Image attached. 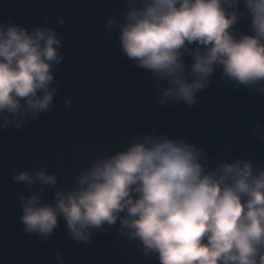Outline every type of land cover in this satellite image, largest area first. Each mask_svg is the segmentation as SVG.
<instances>
[{
    "label": "clouds",
    "instance_id": "1",
    "mask_svg": "<svg viewBox=\"0 0 264 264\" xmlns=\"http://www.w3.org/2000/svg\"><path fill=\"white\" fill-rule=\"evenodd\" d=\"M120 44L129 58L167 87V98L195 103L219 67L237 84L264 92V0H243L251 33L234 34L240 0H129ZM63 23V21H61ZM108 21V26L113 25ZM54 30L32 31L0 23V115L19 128L30 113L48 109L53 63L62 59ZM195 44L196 47L190 48ZM191 54L185 63L183 54ZM21 119L10 120L9 115ZM199 151L183 141L145 137L126 150L97 159L77 177V187L57 190L41 169L14 177L38 183L39 194L21 197L25 230L47 238L66 222L71 235L86 241L92 228L115 224L139 238L160 264H264V169L249 161L223 162L205 170ZM121 213L124 216L121 217Z\"/></svg>",
    "mask_w": 264,
    "mask_h": 264
},
{
    "label": "water",
    "instance_id": "2",
    "mask_svg": "<svg viewBox=\"0 0 264 264\" xmlns=\"http://www.w3.org/2000/svg\"><path fill=\"white\" fill-rule=\"evenodd\" d=\"M130 7L129 0H0V23L54 30L62 57L51 68L47 110L26 114L19 128L5 126L0 115V264H160L158 254L145 253L141 240L121 228L120 218L92 228L86 241L73 237L62 218L46 239L27 232L21 197L39 194L40 185L16 181L22 171L55 174L56 185L43 186V199L54 203L55 192L76 188L77 177L97 159L149 136L194 146L205 170L237 160L249 161L254 172L264 169L260 85L237 84L217 67L195 92V103L167 98L162 104L167 82L129 58L120 44ZM233 10L239 13L234 34H250L243 0ZM183 57L191 62L189 52Z\"/></svg>",
    "mask_w": 264,
    "mask_h": 264
}]
</instances>
